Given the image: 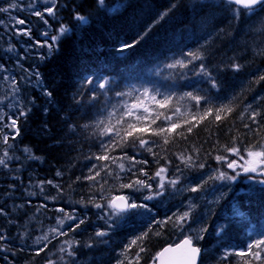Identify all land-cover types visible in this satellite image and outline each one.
<instances>
[{"label":"trees","instance_id":"trees-1","mask_svg":"<svg viewBox=\"0 0 264 264\" xmlns=\"http://www.w3.org/2000/svg\"><path fill=\"white\" fill-rule=\"evenodd\" d=\"M56 6L55 19L44 13L47 25L40 17L19 13L32 36L11 33V47L7 38L0 40V68L11 69L21 100L19 109L6 110L7 124L14 118L15 126H0V160H5L0 165V232L6 237L0 240V264H117L118 260L137 264L140 248L144 251L138 264H154L162 247L189 234L202 251L199 264H264V251L260 260L247 252V244L264 233V184H251L243 175L236 181L210 180L202 191L189 190L204 181L199 182L197 176L205 171L214 175L217 169L231 171L214 158L227 155L231 160L226 147L236 146L244 152L249 145L264 142V80L259 79L264 75V10L258 7L255 13L246 14L224 0H56ZM77 14L85 20H78ZM61 26L67 29L64 34L58 31ZM45 31L52 51L39 44L45 41L41 34ZM50 33L59 37L57 42L51 41ZM125 43L134 46L125 48ZM23 44L29 48L24 49ZM195 51L202 54V60L185 68L168 67L176 60H191L187 53ZM201 63L216 79V87L197 74ZM233 63L243 67L234 71ZM144 89L149 90L148 98ZM157 91L161 94L157 99L171 97L166 109L151 101ZM189 92L208 97V102L201 100L197 108L185 95ZM137 97L152 111L144 113L141 108L136 115H149V119L137 122L124 116L121 120L125 105L130 107ZM9 98L0 72V107L7 109ZM222 105L226 108L217 121L216 109ZM209 106L213 112L201 119ZM157 112L164 116L152 124ZM253 112L259 113L255 120ZM167 116L171 121L164 118ZM128 123L149 129L134 132V136L147 140L155 156L140 148L138 141L135 148L116 146ZM171 123L179 127L153 135V130L167 129ZM109 128L111 132L106 131ZM117 129L121 130L119 137ZM125 153L148 163L135 164L130 172L135 161L124 158ZM181 155L191 156L194 165L204 163L205 168L185 167ZM103 156L109 159H99ZM120 163L125 165L124 171ZM161 166L168 169L167 178L180 176L177 184H166L164 194L150 201L143 200L149 190L135 193L137 202L147 203L151 211L112 216L117 224L107 236L96 237L95 232L107 226L98 219L103 211L87 203L89 198L95 196L104 203L99 199L102 194L106 199L131 195L132 190L121 189L119 184L137 177L146 179L139 169L151 176ZM88 176L93 179H85ZM150 182L156 191L159 178ZM82 198L86 206L80 203ZM190 203L197 205L192 213L197 222L189 221L195 232H189L187 225L182 231L171 223L164 227L152 224L149 231L153 218L164 220L182 213ZM60 207L75 210L79 218L87 214L88 221L75 231L68 226L67 234L48 240L43 251L27 247L62 214ZM144 232L148 236L133 245L125 259L121 255L124 246ZM198 234L204 237L199 242ZM66 241L79 244L69 246ZM238 250L245 251V257L236 256ZM226 251L232 254L225 257Z\"/></svg>","mask_w":264,"mask_h":264},{"label":"snow or ice","instance_id":"snow-or-ice-1","mask_svg":"<svg viewBox=\"0 0 264 264\" xmlns=\"http://www.w3.org/2000/svg\"><path fill=\"white\" fill-rule=\"evenodd\" d=\"M33 2L35 3L36 0H33ZM50 3L52 4V6L51 7H44V12L35 11V13H34L35 16L40 17V19L46 25L48 24V21L44 19V13H47L53 19H55V15H56V13L54 11V9H56V7H57L56 6V0H50ZM228 3L230 5H237V6L242 5L243 10L246 11V14L247 13H255V11L258 7L261 10H264V0H228ZM17 7H19V5L13 3V4H10L7 8H0V12H8L9 8H17ZM173 7H174V5H173ZM233 15L236 16V13L234 12ZM77 19L84 21L85 17L77 14ZM3 24H4V21L0 20V25H3ZM15 24L25 25V20H23V19L16 20ZM16 31H17V34H19V35L29 36V37L31 36V28L30 27H26L24 29H17ZM58 31L60 34H64L67 31V29L64 26H61ZM42 35L45 38V44L40 45V46L41 47L47 46L49 48V50L52 51L53 50V44L47 43V41L49 39L48 32L45 31L44 33H42ZM50 39L53 42H57L59 37L57 35H51ZM37 43H39V42H37ZM133 46H134V44H128V43H125V45H124L125 48H131ZM187 56L191 57V60H188L187 62H185L184 60H176L174 63L169 64L168 67L176 68L177 66H179L180 68H185V67H187L188 63H192V61H197V60L203 59V56L199 51L189 52V53H187ZM44 58H45L44 56H41L42 60ZM230 67L234 71H239L243 66L240 64L233 63L230 65ZM197 74L208 78L211 81L213 87L217 86L216 79L211 76V73L208 71L207 67L203 63H201L199 65V70H198ZM36 75L39 76V73L37 72ZM259 79L264 80V75L260 76ZM89 82H91V81H89ZM99 87L101 89H103L105 87V84L101 83L99 85ZM148 92H149L148 89H144V92H143L144 97H146V98L148 97ZM46 95L51 96V92H47ZM117 95H123V93H117ZM160 95L161 94L157 91L155 94H153L150 97V99H151V101L155 102V104L158 106L159 109H166L167 106L171 102V97L170 96H164L162 99H157V96H160ZM185 95L187 97H189L191 100H194L196 102L197 108H198L201 100H204L206 103L208 102V97H206V96L194 95L192 92L186 93ZM136 101L137 102H133L130 107L125 105L126 110L123 112V114L121 116V120H123L124 116H127L129 118L134 117L135 121H137V122H139L141 120H148L149 119V115H142V116L136 115V112H139L141 108H143L144 113H151V111H152L150 108H148L146 105L143 104V101L141 100L140 97H137ZM250 107H251V105H249V108ZM224 108H226V106L222 105L220 108L216 109L215 119L217 121H219L221 119V116L219 113ZM227 111L231 112V111H233V109L227 108ZM176 112H179L178 108L176 109ZM212 112H213V108L211 106L206 107L204 109V115L201 117V119H204V117H207ZM257 115H259V113L253 112L251 118L253 120H255V117ZM163 116H164V113L157 112L156 119H153L151 121V123L155 124L156 120L160 119ZM164 118L166 120H169V121H171V119H172L171 116H167ZM5 119H7V117H5ZM193 119H195V116H193ZM185 123H187V121H185ZM15 124H16V120L13 119L11 121V124L8 125L7 127H13V126H15ZM0 126H2V125H0ZM177 127H179L178 124L171 123L170 127H168L167 129L161 127L158 130H153V135L159 136V135L165 133L166 131L167 132H173V131H175V129ZM245 127H248V125H245ZM106 131L111 132L112 129L109 128ZM147 131H149V129L147 127L137 128L136 123H128L127 124V130L124 132V136L122 138V141L120 143H117L116 146L117 147L128 146V147L135 148L136 143L138 141V145L140 148L145 149L148 153L155 156L156 154L153 153L152 147L148 146L147 140L140 138L139 136H134V132L145 133ZM187 131L191 132L192 127H189L187 129ZM120 134H121V130L117 129L115 135L117 137H119ZM128 137H132L131 142H129ZM5 138L7 139V137H5ZM164 142L168 143L167 139H165ZM225 151L233 153L235 156H237L239 158V160H237V159L229 160L227 155H216L214 158L218 162L225 163L227 169H231L233 174H229L226 171H220L219 169H217V174L210 175L207 180H205L201 184H198L197 186L189 189L191 192L202 191L204 186L207 185L208 181H210V180L236 181L242 173L245 174V176L248 180L257 179L256 176L251 175L252 173H258L260 176L264 177V143L253 144V145H249L248 147H246L244 149V152L247 154V159L245 158L244 155L241 154L240 149L236 146L226 147ZM124 158H126L130 161H135V163H133L131 165V167L128 169V171H130V172L132 171L133 168H135V164H138V163L147 164L148 163L147 160H144V161L135 160V156L128 157L126 153H125ZM179 158L185 164V167H187V168H192V167L197 168V169L205 168L204 163L194 165L192 163V157L191 156L184 157L183 155H181ZM99 159H109V157L103 156V157H99ZM240 161H243V163H240ZM113 162L115 163V159H113ZM4 164H5V160H0V165H4ZM93 167H95V165H93ZM105 167H107V165H105ZM119 168L121 169V171H124L125 165L123 163H120ZM139 171L143 174L144 177H146V179H141V178L137 177L128 183H120L119 184V188L130 189V190H132L133 194H131V195H123V194L122 195H113V196H111V198H108V199H106V196L104 194H102L99 199L101 201H104V203L97 202L95 196L90 197L89 200L87 201V203L92 204L96 209H101L103 211V215H98V219L103 220L105 225L107 226L103 229L97 230L95 232L96 237L107 236L108 231H110L113 228V226H115L117 224V221L113 220L112 216L120 217V216L128 214L130 212H135L136 210H139V209L144 210L143 214H147L148 212L151 211V209L149 208V205L147 203H144V202L138 203L137 202L135 195H134L135 193H139L143 189L149 190L150 194L144 196L143 200L144 201H150V200H153L156 197L162 196L164 194L166 184H170L172 186H175L177 184V182L180 180V176H176L175 178H167L164 174L168 171V169L164 166L159 167L158 170L151 176H149L148 173L145 172L143 168L139 169ZM176 171L179 172L181 170L179 168H176ZM57 175L59 176V175H61V173L57 172ZM97 175H99V173H97ZM133 175L135 176L136 173L133 172ZM157 178H159V182L156 185L157 190L152 191L153 184L150 181L156 180ZM77 179H79V178H77ZM85 179H93V177L88 176V177H85ZM48 183L51 184L52 181H48ZM105 183H107V182H105ZM260 183H264V180H260ZM101 191L103 192V188H101ZM53 199H55V198H53ZM80 203L85 204L83 198L81 199ZM207 203H211V202H207ZM85 206H86V204H85ZM196 207H197L196 204L190 203L187 207V210L183 211L182 213H179V212L173 213L171 216L165 217L164 220H156L153 218L151 223L149 224V231H151L152 224H157L160 227H164V226L168 225L169 223H171L174 228H177L179 230L183 231L185 229V225H187L189 232H195L196 230L191 228V224L189 223V221H192V223L197 222L196 220H193V218H192V213L195 211ZM59 211H63V209L61 208V209H59ZM66 219L74 222L75 228H73L72 225L69 224V229L73 230V231H75L76 229H79L81 227V225H84L88 221L87 214H85L83 218H79L76 215L75 210H73L72 214H66ZM76 221H78V222H76ZM58 224L63 226L65 224V220H59ZM199 231L202 233V232L206 231V229H200ZM58 234L66 235L67 233L59 232ZM148 234H149V232H144V233H141L139 236L131 239L129 241V243L124 246V250L121 253V255L125 256V259H126L127 258L126 253L128 252V250L133 245H138L139 242H143V240L148 236ZM157 235H159V233H157ZM260 235L262 238L256 239V240L247 244V252L252 253L257 260L261 259V251H264V233H260ZM195 238H196V241L199 242V240L203 239L204 237H203V235L198 234V235H196ZM5 239H6L5 235L2 232H0V240H5ZM43 239L46 240L47 237H44ZM40 240H41V238L38 237L35 242L37 244H39ZM101 242H104V241H101ZM65 243H68L69 246H71L72 243L79 244L78 241H73V242L66 241ZM179 249H184L183 257L179 261H172L171 264H197V257L200 255L201 249L193 244V236L191 234L185 235L184 239L179 244H177L175 246V249H173L171 246L166 247L163 249L162 252L157 253V256L162 257L165 253L172 252V251L179 250ZM254 249H256V251H254ZM40 250L43 251L42 248ZM142 251H144V249L140 248V252H142ZM140 252L136 253L135 259L137 260V264L139 262ZM230 254H232L231 251H226L224 253V256L227 257ZM70 255H75V252H70ZM235 255L243 258V257H245L246 253L243 250H238V251H235ZM48 264H53V262L49 261ZM117 264H124V262H123V260H118ZM129 264H131V261H129ZM162 264H163V261H162ZM245 264H250V262H245Z\"/></svg>","mask_w":264,"mask_h":264},{"label":"rangeland","instance_id":"rangeland-1","mask_svg":"<svg viewBox=\"0 0 264 264\" xmlns=\"http://www.w3.org/2000/svg\"><path fill=\"white\" fill-rule=\"evenodd\" d=\"M4 2V5H5V3L7 2V0H0V4H2L1 2ZM8 1H10V0H8ZM46 7L47 6H49V7H51L52 6V4L50 3V0H40ZM14 3V2H13ZM30 4H32V5H34V2L33 3H31V2H29ZM29 6L30 5H22V8H29ZM1 8V7H0ZM31 10H33V13H35V11H36V9H31ZM4 18H5V20H4ZM19 19H21L20 18V16H18V15H16V14H11L10 15V17H8V18H6V17H0V20H3L4 21V25H0L1 26V30H0V34H1V36H0V40H2V38L1 37H3L4 36V38H7V43L9 44L8 45V47H11V45H10V43H9V41H10V39L9 38H11L12 36H11V33H15V35L17 34V29H24L23 27L21 28H18V24H15V20H19ZM12 23V24H11ZM11 25H13V26H11ZM17 27H16V26ZM4 27V28H3ZM7 27V28H6ZM12 27H14V28H12ZM12 30V31H11ZM3 33H5V35L3 34ZM8 34V35H7ZM3 35V36H2ZM6 36V37H5ZM17 36H19V34L17 35ZM14 38V37H13ZM18 39V38H17ZM6 40V39H5ZM45 44V41H44V43H40V45H44ZM21 47H23L24 49H28L29 47H28V45L27 44H23V45H20ZM44 47H47V46H44ZM48 48V47H47ZM0 72L2 73V75H3V77L5 78V80H6V85H7V87H8V89H9V91H10V98H9V100H8V103H7V109H6V107H0V122L2 121V120H4V122L5 123H3L2 124V127H4V126H8V124H7V122H6V119H5V117H7V114H6V110H8V109H10V110H16V109H19L20 107H21V100H20V91H19V89H18V87H17V85H16V83H15V80L13 79V77H12V73H11V69L10 68H6V67H1L0 68ZM149 97V96H148ZM147 97V98H148ZM14 118H10L9 120H8V122H9V125L11 124V121L13 120ZM12 127H10V129H11ZM241 154L242 155H244L245 156V158L247 159V154L245 153V152H241ZM232 159H237V160H239V158L237 157V156H235L233 153H232V157H231V160ZM240 163H243V161H240ZM229 170H231V169H229ZM226 172H228L227 170H226ZM229 174H233V172H232V170L231 171H229L228 172ZM210 175H214V173L212 172V171H210V170H208V171H205V172H203L200 176H197L198 177V181H205V180H207L208 179V177L210 176ZM243 175H245V174H241L240 176H243ZM251 175H253V176H256L257 177V179H255V180H250V182H251V184H253V183H259V184H261L260 183V180H264V177H262V176H260L258 173H252ZM246 178V177H245ZM246 180H248L247 178H246ZM220 181V180H219ZM64 210V209H63ZM73 212H67V211H62V214H60L59 216H57L55 219H54V221L53 222H51V223H49V225L48 226H46L45 228H44V230H42L39 234H37L34 238H33V240L29 243V245L27 246V247H29V248H34V249H39V248H41V247H43V245L48 241V240H51L52 238L54 239V237H57L58 235H60V234H58L59 232H63L68 226H69V224H73V222L72 221H69V220H67L66 219V214H72ZM76 213V212H75ZM77 215V214H76ZM59 220H65V224L63 225V226H61V225H59L58 224V221ZM41 238V240H40V243L39 244H37L35 241L37 240V238ZM44 237H47V239L45 240V239H43Z\"/></svg>","mask_w":264,"mask_h":264},{"label":"flooded vegetation","instance_id":"flooded-vegetation-1","mask_svg":"<svg viewBox=\"0 0 264 264\" xmlns=\"http://www.w3.org/2000/svg\"><path fill=\"white\" fill-rule=\"evenodd\" d=\"M13 2L17 5H19V7L17 8H9L8 12H0V17H10L11 14H16L18 16H20L19 13L21 12H25V13H30L31 15H35L33 13V10L31 9H36V11H41L44 12V7H46L40 0H36V2L34 3V5L30 4L29 2L33 3V0H10L5 3L2 1L0 4L1 8H7L10 4H13ZM22 5H30L29 8H22ZM49 7V6H47ZM1 26H0V30H1ZM264 143V142H263ZM264 184V183H261Z\"/></svg>","mask_w":264,"mask_h":264},{"label":"water","instance_id":"water-1","mask_svg":"<svg viewBox=\"0 0 264 264\" xmlns=\"http://www.w3.org/2000/svg\"><path fill=\"white\" fill-rule=\"evenodd\" d=\"M224 1H227L228 2V0H224ZM235 6H237V5H235ZM238 7L243 8L242 5H239ZM183 239L184 238H182L181 240H179L178 242H176L174 244H167V245H165L164 247H162L158 251V253L162 252L164 248L169 247V246H171L173 249H175V246L177 244H179ZM183 255H184V249H179V250H175V251H172V252L165 253L162 257L157 256V254H156V258H155L154 264H162V261H163V264H171L172 261H179L183 257ZM200 256H201V253L197 257V264L199 263Z\"/></svg>","mask_w":264,"mask_h":264},{"label":"bare ground","instance_id":"bare-ground-1","mask_svg":"<svg viewBox=\"0 0 264 264\" xmlns=\"http://www.w3.org/2000/svg\"><path fill=\"white\" fill-rule=\"evenodd\" d=\"M238 7V6H237ZM239 8H241V7H239ZM243 9V8H242ZM4 20H5V18H4ZM16 21V20H15ZM27 22V21H26ZM12 24V23H11ZM29 24V23H28ZM43 24V23H42ZM41 24V25H42ZM4 25V24H3ZM5 26V25H4ZM11 26H13V25H11ZM16 26V25H15ZM43 26H45V25H43ZM17 27V26H16ZM47 27V26H46ZM4 28V27H3ZM7 28V27H6ZM12 28H14V27H12ZM22 28V27H21ZM44 28V27H43ZM51 30V29H50ZM12 31V30H11ZM51 32V31H50ZM42 34V33H41ZM51 34V33H50ZM5 35V34H4ZM8 35V34H7ZM16 35H18V34H16ZM52 35V34H51ZM0 36H1V34H0ZM3 36V35H2ZM32 36V35H31ZM15 37V36H14ZM3 38H4V36H3ZM12 38V37H11ZM19 38V37H18ZM10 39V38H9ZM21 40V39H20ZM18 41V40H17ZM23 41V40H22ZM1 42V41H0ZM2 44H1V46L3 45V42H1ZM28 43V42H27ZM40 44V43H39ZM6 45V44H5ZM6 48V47H5ZM9 49V48H8ZM2 50V49H1ZM21 50V49H20ZM9 51V50H8ZM6 99V98H5ZM6 105V104H5ZM252 106V105H251ZM246 108H248V106L246 107ZM245 110H248V109H245ZM250 110H252L253 111V109L252 108H250ZM247 112V111H246ZM251 112V111H250ZM249 114V113H248ZM9 125V124H8ZM7 126V125H6ZM10 128V127H9ZM200 182V181H199ZM117 195H122V194H117ZM123 195H127V194H123ZM58 209H61V207L60 208H58ZM63 209V208H62ZM65 210V209H64ZM64 231H66V230H64ZM63 231V232H64ZM182 238V237H181ZM180 240V239H179ZM168 244H170V243H168ZM197 246V245H196ZM199 247V246H198ZM200 248V247H199ZM201 255H202V251H201ZM156 258V257H155ZM200 258H201V256H200ZM155 262V261H154ZM199 262H200V260H199ZM199 264V263H198Z\"/></svg>","mask_w":264,"mask_h":264}]
</instances>
